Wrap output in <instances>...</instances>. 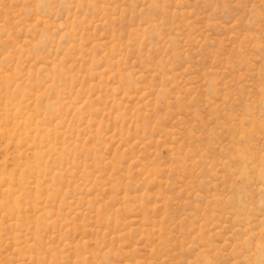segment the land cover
I'll return each mask as SVG.
<instances>
[{"label": "rangeland", "instance_id": "rangeland-1", "mask_svg": "<svg viewBox=\"0 0 264 264\" xmlns=\"http://www.w3.org/2000/svg\"><path fill=\"white\" fill-rule=\"evenodd\" d=\"M0 264H264V0H0Z\"/></svg>", "mask_w": 264, "mask_h": 264}]
</instances>
